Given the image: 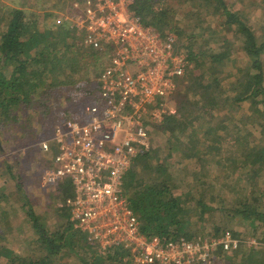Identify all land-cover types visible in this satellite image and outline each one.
I'll use <instances>...</instances> for the list:
<instances>
[{
	"label": "trees",
	"instance_id": "obj_1",
	"mask_svg": "<svg viewBox=\"0 0 264 264\" xmlns=\"http://www.w3.org/2000/svg\"><path fill=\"white\" fill-rule=\"evenodd\" d=\"M68 1L60 0L63 6L60 10L66 13L72 9ZM176 1L181 2L133 0L130 4L144 24L163 35L177 32L176 50L184 53L189 62H195L177 80L174 93L176 112L166 113L160 121L150 122L153 130L165 136L163 155H160V148L151 145L138 155L123 181L124 196L137 214L142 231L158 235L163 241L181 237L196 239L201 225L214 220L220 210H226L229 218L248 220L251 225L255 220L264 221V211L251 203L258 193L252 189L253 183L264 173V143L246 127L250 122L264 126V22L258 34L259 30L242 12L234 11L227 0H203L207 7L216 9L223 18L221 24L234 33L235 40L215 38V41H222L219 47L197 51L196 40L201 37L210 42V37L196 27L184 30L183 22L177 18ZM193 1L196 2L183 0L184 4H191L190 8ZM65 4L67 8H64ZM28 6L4 5L0 8V155L5 153L2 145L10 144L11 137H4L7 132L13 134L20 129L24 135H16L17 141L26 136L33 140L47 139L57 124L76 118L72 110L74 105L66 107V104L84 99L92 104L99 99V76L104 66L102 54L85 44L83 32L74 22L73 26L70 25L72 20L63 19L55 30L43 27L34 12H27ZM65 22L70 26L64 25ZM186 32L189 33L184 37ZM235 41L240 44L237 48L245 54L247 63L238 68L233 73L234 80L225 85L222 77L227 62L236 52ZM246 102L249 103L248 112L236 117ZM213 120H218L216 128L208 125ZM224 122L231 123L236 130L222 138L217 146L204 143L205 137L214 134L217 127L224 128ZM33 123L40 125L44 132L51 125L54 127L51 134L41 137L44 133L38 134ZM203 127L206 130L200 140L198 134ZM261 134L264 136V130ZM226 142L234 145L228 154L223 149ZM175 151L181 152L182 158L196 159L199 164L198 169L190 170V173L189 164L185 165L184 191L173 182L171 168L175 165L170 158ZM45 160L44 169L50 162L49 158ZM0 162L3 171L17 182L20 178L14 167H19V163H10L5 158ZM216 162L219 172L208 180V169ZM233 177L235 182L230 181ZM62 188L63 195L57 197L54 212L59 220L64 221L55 229L48 226L44 214L36 211L28 194H22L23 184L16 188L21 192L20 200L27 207L26 218L33 230V238L28 240V252L24 255L7 246V234L12 226L8 223L7 212L0 207V264H62L63 258L70 254L83 264H134L124 248L113 247L104 251L97 243L91 242L85 232L74 227L66 205L72 190ZM216 202L222 206L216 208ZM232 228L225 220L211 237L229 233L239 239ZM217 255L221 259L228 254L224 255L220 247ZM243 262L264 264V250L253 249L245 261L234 264Z\"/></svg>",
	"mask_w": 264,
	"mask_h": 264
},
{
	"label": "built area",
	"instance_id": "obj_2",
	"mask_svg": "<svg viewBox=\"0 0 264 264\" xmlns=\"http://www.w3.org/2000/svg\"><path fill=\"white\" fill-rule=\"evenodd\" d=\"M127 1L72 0L71 10L79 12L66 19L104 57L99 99L40 142L50 160L41 183L50 187L72 179L70 219L104 251L124 248L134 264H212L220 247L232 252L240 240L227 233L163 241L142 231L124 196L127 170L151 146L150 122L175 112L165 100L174 97L188 67L187 56L175 48L176 37L144 24Z\"/></svg>",
	"mask_w": 264,
	"mask_h": 264
},
{
	"label": "rangeland",
	"instance_id": "obj_3",
	"mask_svg": "<svg viewBox=\"0 0 264 264\" xmlns=\"http://www.w3.org/2000/svg\"><path fill=\"white\" fill-rule=\"evenodd\" d=\"M227 1L230 7L234 11L239 10L240 12H242L243 15L248 18L249 23L252 24L253 27L255 26L257 30H259L260 25L263 24L264 22V0H227ZM127 2H128V6L132 10L130 4L133 3V0H129ZM68 4L69 5L71 4V0L68 1ZM174 4L177 7V12H178L177 18L181 20V22H183L181 23V26L184 28V30L188 31V30H192L193 27H196L198 28L199 32L201 31L207 32L208 36L210 37L208 38L211 40L210 42H208L206 39L201 37L196 40L195 48L197 51L203 48L205 49L207 47H214V48L219 47L222 44V41H215V38L223 37V38H229L230 41L235 40L233 36L234 33L229 32V30L221 24L223 22V18L220 16V14L216 13L215 8L207 7L206 3L203 0H196V2L193 1L192 2L193 6L191 8H190L191 4L188 2L184 4L183 0H181V2L176 1ZM4 5L7 6L12 5L23 8H26V6L29 5L27 7L29 8L27 12H34L36 19H38L39 22H41V25H43V27L48 26L53 28L54 30L57 28L58 24L61 23L63 19L67 20L66 18L71 17L72 14H74V17H76V15H78L79 12V11L71 10L70 12L67 11L66 13L64 12V10L62 9L60 10V7H63L60 3V0H0V8H3ZM67 7L68 5L65 4L64 8ZM185 8H189V9H185ZM66 23L68 22H65L64 25H66L67 27L70 25L73 26L72 24L73 21H71L70 25ZM152 28L156 32L162 34L154 27ZM215 32H219V35L217 34L215 35ZM188 33L189 32L184 33V37ZM260 33L261 32L259 30L258 34ZM166 34H174L175 37L179 36L177 32H167ZM209 34L213 36H210ZM238 44L239 43L236 42V47L234 50L236 52L227 62V66L225 67L224 77H222L225 85H229L228 83L234 80L235 76L233 77V73L235 74L238 68H243L247 63L246 62L247 57L239 48H237ZM205 60L207 59L205 58ZM194 64L195 62L191 63L188 61V67L189 66L193 67ZM231 73L232 75H230ZM233 93L234 92H230V94ZM165 101L167 102V105L169 107L168 109L174 110L176 112L175 98L173 97L171 100L169 101L165 100ZM89 102L90 101L87 99H84L82 101H75L71 103L67 102L68 104H66V107H69L70 104L71 106L74 105L72 110L75 112V116L78 117L82 114L83 109L89 104ZM248 104H249L248 102L243 103L242 108L239 112H237L236 117H240V115H242L243 112H248L246 111V109L248 108ZM217 121L218 120L216 121L213 120L212 122L210 121V123L208 122L207 123L211 127L216 128L218 124ZM224 125H225L224 128L217 127L216 132L214 134L213 133L208 134L207 139L205 137L204 143L206 142L209 145L217 146L221 143L222 138L227 137L228 133L230 132L232 133L236 130V128L231 123L227 125L224 122ZM33 126H35V128L37 129L38 134L44 133L41 137L46 136V133L51 134L52 128L54 127V125L53 126L51 125L44 132L41 131L40 125L33 123ZM246 127L249 130H251L250 132H253L255 138H260L264 143V136L261 134V130H264V126H259L258 124H254L250 122L246 125ZM151 129L153 130V127ZM205 130L206 128L203 127L199 131L198 136L200 140H201V135L204 133ZM16 135L20 136L24 134L20 129H18L17 133L12 134V132L9 131L5 134L4 137H11V140L9 142L10 144H7L6 146L4 144L2 145L5 147V153L0 155V161L4 158L9 160L10 163L17 161L19 163V167L15 166L14 171L16 172V175L19 176L20 179L17 182L13 180L10 174H6L3 171L4 167L2 164H0V207L4 208V210L7 212L8 214L7 220L9 221L8 223L11 224L12 226L11 231H8L7 234L8 237L7 246L9 245V247H12L16 252L24 255L25 253L28 252V240L33 238L32 236L33 230L31 229L30 223L27 221L26 218L27 207H24V202L20 200L21 192L17 191L16 188L19 185L23 184L22 194L23 193L28 194V196L32 200L33 206L36 209V211L46 216L47 224L52 229H55L57 225H59L62 221H64V219L62 220V218L59 220L58 216L54 212L55 209L54 203H56L57 201L56 199H58L57 197L60 198L63 195L62 187L71 188L72 194L70 196H74L75 193L73 190V181L70 177H66L64 180L50 185V187H44L41 184L42 181L41 178L44 172L43 165L45 164L46 161L45 159H47V154H45L43 151L39 149V144L42 140L40 139L33 140L31 137L26 136L25 138L17 141ZM48 136H49L48 138H50V135ZM182 137L185 138V136ZM14 138L16 139L14 140ZM164 139L165 136L161 134L159 131L156 132L155 130H153V132L151 133V145L160 148L159 151L161 156L163 155L162 148L164 144ZM233 147L234 145H231V142L230 144L229 143L225 144V147L223 148L224 152L226 153L227 151L231 152ZM205 156L211 158V156L208 154H206ZM170 160L173 163V165H175L174 168H171L172 172L174 173L173 182H177V185L181 187L180 191L181 190L184 191L186 189V185L183 182L185 165L189 164L188 167L190 173V170H197L199 164L198 162H196V159L194 158L193 159L182 158L181 152H177V151L173 153ZM209 168L210 170L208 169V171L210 175L208 176V180L209 177L213 178L215 174L219 172L217 162L212 166H210ZM143 173L145 174V171H143L142 174ZM189 173L188 175L191 176ZM188 175H186V177ZM226 175L227 173H225L224 177ZM235 179L236 178L233 177L230 179V181L235 182L233 181ZM253 184L255 185L252 187V189L257 190L258 193L255 195L256 197L253 198V201H251V203L255 204V206L259 210L264 211V173L262 174V177H258V181L256 180ZM229 194H231V192ZM214 205L217 206L216 208L222 206L221 203L219 202L214 203ZM213 219L214 220L201 225L202 228L201 230H199V232L195 237L211 239V235L215 232L216 227L223 225V222L227 220L231 223V226L233 227L232 230L238 233L240 246L239 248H237L232 252L223 251L224 255L227 254L228 255L221 259L219 258V255H217L216 253L214 259H217V261H213L212 264H231L232 262L233 264L239 263L245 261L246 256L251 250L253 249L264 250V221L255 220L254 225H251V223L248 220L242 221L241 218H229V214L226 210H220L219 214L217 212V216L214 217ZM195 222H196V218L193 219V224ZM88 238L89 240H91V242L97 243L96 241L90 239L89 236ZM243 263L245 264V262ZM62 264H83V263L79 262L73 254H70L68 256H65V258H63Z\"/></svg>",
	"mask_w": 264,
	"mask_h": 264
}]
</instances>
